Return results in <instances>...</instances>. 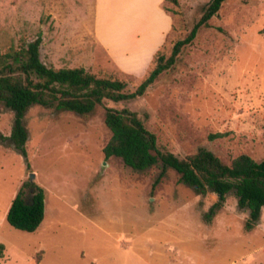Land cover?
<instances>
[{"label": "rangeland", "instance_id": "1", "mask_svg": "<svg viewBox=\"0 0 264 264\" xmlns=\"http://www.w3.org/2000/svg\"><path fill=\"white\" fill-rule=\"evenodd\" d=\"M210 1L166 3L174 24L158 51L169 58ZM96 9L97 0H0V54L42 33L48 67L85 68L133 92L154 59L138 75L122 71L96 39ZM116 9L132 26L144 20ZM106 108L137 112L159 147L180 158L204 148L228 165L241 154L264 161V0L224 3L143 97L107 100L87 115L32 106L24 118L31 171L5 139L15 112L0 103V264L19 250L40 262L41 248L45 264H264V207L249 231V211L238 207L234 191L209 219L218 196L198 194L175 170L155 185L161 163L137 171L120 158L106 160ZM216 134L224 137L211 139ZM31 174L46 190L45 218L27 233L10 226L7 208Z\"/></svg>", "mask_w": 264, "mask_h": 264}, {"label": "trees", "instance_id": "2", "mask_svg": "<svg viewBox=\"0 0 264 264\" xmlns=\"http://www.w3.org/2000/svg\"><path fill=\"white\" fill-rule=\"evenodd\" d=\"M170 1L175 5L179 3L178 0H166L163 9L167 10L165 6ZM227 1L211 0L206 4L200 20L184 40L174 45L169 58L161 51L156 53L155 67L133 92L127 89V83L98 77L85 68L48 67L41 59L42 33L34 41L0 54V103L15 112L12 133L5 139L24 157L27 170L31 171V165L26 150L29 133L24 118L32 106L87 115L98 106H104L107 100L121 103L143 97L162 74L175 68L182 51L192 45L200 29L209 26L210 20L219 14ZM105 124L112 133L103 149L106 160L120 158L127 167L137 171L161 163L163 170L155 185L168 169L175 170L180 175V182L194 188L198 194L205 196L212 192L218 196V202L208 214L209 219L223 207L228 194L234 191L238 207L249 211L246 229L252 230L259 222L264 207V161L258 162L248 154H241L228 165L204 148L180 158L162 150L156 134L146 127L137 112L128 108H106ZM221 137L224 134L213 135L211 139ZM45 199L46 190L27 180L12 201L7 222L19 231L36 232L45 218ZM3 249L0 244V257Z\"/></svg>", "mask_w": 264, "mask_h": 264}, {"label": "crops", "instance_id": "3", "mask_svg": "<svg viewBox=\"0 0 264 264\" xmlns=\"http://www.w3.org/2000/svg\"><path fill=\"white\" fill-rule=\"evenodd\" d=\"M165 2L166 0H97L96 39L122 71L138 75L142 70L149 69L154 55L173 29V18L163 9ZM119 5L120 9H132L134 17L137 15L144 19L143 22L132 26L128 14L120 15L117 12L116 7ZM10 207L7 208L8 211ZM41 249L45 251V256L40 262L32 259L35 254L25 259L19 250L11 257V261L2 264H45L47 252L44 248ZM3 251L0 259L4 257ZM20 257L25 261H20Z\"/></svg>", "mask_w": 264, "mask_h": 264}, {"label": "water", "instance_id": "4", "mask_svg": "<svg viewBox=\"0 0 264 264\" xmlns=\"http://www.w3.org/2000/svg\"><path fill=\"white\" fill-rule=\"evenodd\" d=\"M31 180L32 182L35 180V175L31 174Z\"/></svg>", "mask_w": 264, "mask_h": 264}]
</instances>
